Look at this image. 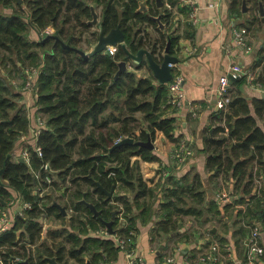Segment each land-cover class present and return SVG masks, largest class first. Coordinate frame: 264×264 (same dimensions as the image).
I'll use <instances>...</instances> for the list:
<instances>
[{"label":"trees","instance_id":"trees-1","mask_svg":"<svg viewBox=\"0 0 264 264\" xmlns=\"http://www.w3.org/2000/svg\"><path fill=\"white\" fill-rule=\"evenodd\" d=\"M253 1L260 12L259 0ZM169 2L175 6L177 0ZM142 3L147 11L142 10ZM242 4L243 0H232V11L241 15ZM91 6L102 9L101 24L106 33L123 29L132 53L147 48L160 61L169 42L172 55L180 51L183 33L178 25L174 27V13L166 10L163 14L157 0H0V171L4 168L0 209L18 197L32 204L24 216L13 208V224L0 233V264H52V257L59 264H69L70 259L79 264L111 262L121 249L112 237L98 232L107 228L105 222L112 220L114 210L113 229L118 235L128 237L130 230L137 232L139 223L157 220V231L168 234L179 230L182 215L200 218L209 200L203 179L194 170L180 178L170 174L154 185L141 169V160L162 163L154 149L137 144L115 147L127 137L147 141L151 136L155 140L158 131L176 144L182 137L175 134V118L168 116L176 107L167 84L136 70L149 67L148 62L116 78L119 63L129 62L122 46L113 55L102 52L85 58L62 44L79 47L82 41L97 42L98 35L90 32L88 24ZM153 16H161V21ZM260 19L255 16L251 24L260 23ZM161 25L166 28L154 39L149 28ZM185 25L184 35L192 38L194 29L189 22ZM33 30L36 38L31 36ZM28 64L40 68L34 110L47 122L39 137L43 158L30 148L31 165L15 158L21 149L20 138L29 133L31 113L22 103L21 92L8 82L13 71L24 77ZM7 70L10 74L4 73ZM253 70L254 83L264 89V46ZM233 85L235 90H231L226 107L214 112L213 123L204 132L201 152L212 172L211 184L233 183L237 203L246 208H239L237 214L234 205L224 209L242 219L249 233L248 226L254 221L264 225V188L254 193L256 178L264 180V97L249 99L245 95L246 78L235 80ZM47 162L58 172V180L50 186L63 190L58 198H66L64 202L49 193L44 197L36 193V173ZM102 187L108 191L116 187L113 200L106 199ZM128 193L133 197H126ZM209 201L210 209L220 215L218 203ZM55 202L72 210L70 226L48 231V238L39 243L46 218L66 224L67 217ZM87 203L94 204L101 215L95 216ZM122 214L124 228L119 227ZM226 243L223 238V246ZM88 255L92 256L90 262L86 261Z\"/></svg>","mask_w":264,"mask_h":264},{"label":"crops","instance_id":"crops-1","mask_svg":"<svg viewBox=\"0 0 264 264\" xmlns=\"http://www.w3.org/2000/svg\"><path fill=\"white\" fill-rule=\"evenodd\" d=\"M163 1L165 2L163 14H165L166 10H171L168 7L170 2L169 0ZM197 2L201 8L200 23L197 26H193L189 22L190 10L188 7L177 6L174 7V11L171 10L174 13V18L181 23L180 32L183 33L178 46L180 51L177 56L180 60L176 65V69L185 77L186 105L182 109L171 108L168 112L169 117L175 118L176 136H180L182 140L190 143L193 148V155L186 164L179 167L173 158L176 143L171 141L164 133L158 131L154 140V150L162 158L161 164L165 166V171L168 172L157 168L158 162L141 160V167L145 179H148L146 178L149 177L148 175L157 173L156 179L153 178L152 180L150 178L154 183L159 179H165L170 174L180 178L188 171L194 170L203 179L207 198L217 202L216 192L211 188L210 177L212 172L207 169V157L201 152L204 148V132L212 125L214 112L218 111L216 89L220 77L229 70L234 62L242 64L246 70L255 73L253 69L258 60V53L264 46V20L261 12L256 10L253 0H247L248 12L243 10L242 4L241 15H237L232 11V0H197ZM255 16L261 17L260 23L251 24ZM187 21L194 29L192 38L184 35L185 22ZM245 26L249 27L248 44L251 51L247 52L241 48H234L232 55H229L225 50V46L233 43V29ZM31 36L36 38L38 35L33 30ZM258 70L256 69V71ZM233 90H235V85L232 87V92ZM22 95L23 102L30 106L28 108L29 112L39 114L34 110L35 97L30 93H22ZM245 95L249 99L261 98L263 91L248 85L245 88ZM194 108L196 109V115L192 113ZM30 126H36V120L31 119ZM29 133H31V130H29ZM19 152L20 150H17L16 154ZM236 195L238 194L236 193ZM56 198L59 199L58 195ZM209 200L202 209L204 214L200 218L192 215H182L178 231L168 234L157 231L156 222L158 220L138 224L136 248L137 252L146 258L147 264H167L169 257H174L178 264H193L201 253L209 251L215 243L221 245V249L220 259L214 264H247L246 243L249 233L246 223L236 217L234 213L231 215L229 211L222 210L219 205L221 214H215L210 209ZM234 209L237 214L239 209L236 207ZM71 214L68 212L67 216L64 215L67 217L66 224H54L49 231L67 229L70 226ZM248 227L250 228V226ZM105 229L98 232V235L103 236L102 232ZM47 238L48 236L44 240ZM223 238L227 241L225 246L222 244ZM48 242L50 245L52 244L51 240ZM230 245L234 248V256L232 257L229 256L227 250ZM91 258V255L86 256V261L90 262ZM74 262L79 264L75 259L69 260V264ZM100 264H128V259L125 252L120 251L116 260L107 263L101 261Z\"/></svg>","mask_w":264,"mask_h":264},{"label":"built area","instance_id":"built-area-1","mask_svg":"<svg viewBox=\"0 0 264 264\" xmlns=\"http://www.w3.org/2000/svg\"><path fill=\"white\" fill-rule=\"evenodd\" d=\"M188 7L190 10L189 22L193 26H197L200 22V6L197 0H177L175 6L168 5V7L174 11V7ZM249 29L247 27H236L233 29V43L227 44L225 50L229 55H232L234 48H241L247 52L251 51V47L248 44ZM113 53H114V49ZM177 64H171L173 67V79L167 84L171 102L173 106L177 109H182L186 105L185 101V91H184V75L176 69ZM25 79L23 90L27 93H30L35 100L38 97V92L35 90L36 81L39 79L40 68L35 66L26 67L24 69ZM246 78L248 85L261 90L264 92L263 87L260 83H254L256 79V73L253 71H248L244 66L238 62H234L229 70L220 77L218 87L216 89V98L218 110H221L226 107L229 102V96L233 87V82L238 79ZM21 88V89H22ZM19 92L22 91L20 90ZM26 105L24 102H22ZM29 108V105H26ZM39 113V112H38ZM193 115H196V109L192 110ZM30 118L36 120V126L31 127V133L24 134L21 139V149L18 154H15V158H24L27 165H31V151L30 148H33L40 158H43V150L39 145V137L46 127V118L39 114H31ZM121 140H119L120 142ZM193 155V149L191 150V145L186 140H181L179 144L175 145L173 151V158L176 160L177 165L180 167L185 164L188 159ZM36 179L39 180V186L37 187L36 193L40 192L41 196H44L46 193L47 187L53 183V181L58 180V172L55 171L50 163H44L41 167V170L36 173ZM48 184V185H46ZM233 186V183H231ZM264 188V180L260 177H257L255 180L254 193L260 192L259 190ZM238 195L234 190H229L228 188H222L217 192L216 198L217 203L222 210L226 205H234L237 209L246 208V205H240L237 203ZM249 201V199H247ZM13 208L20 216H24V211L26 209H31L32 204L30 202H22L21 199L12 200L8 207L5 209H0V233L7 231L14 222L15 216L13 215ZM122 219V218H121ZM121 222V220H120ZM126 223L121 222L120 227H126ZM44 230V227H43ZM102 234L112 237L117 241L121 251L125 252L128 259V264H147L146 258L143 255L137 252V232L135 229L130 230L128 237L121 236L118 234L111 235L108 228H106ZM264 225L261 221H254L250 225V232L247 237V255L246 263L247 264H264ZM220 249L221 245L215 243L211 246V249L207 252L201 253L197 260L193 264H214L220 259ZM228 254L230 257L234 256V248L230 245L227 248ZM20 260V258H17ZM2 264V263H1ZM167 264H178L174 257H169L167 259Z\"/></svg>","mask_w":264,"mask_h":264},{"label":"water","instance_id":"water-1","mask_svg":"<svg viewBox=\"0 0 264 264\" xmlns=\"http://www.w3.org/2000/svg\"><path fill=\"white\" fill-rule=\"evenodd\" d=\"M18 1L20 3H22L23 0H18ZM157 6H158V8H163L165 6V2L163 0H157ZM259 6H260L261 15L263 16V20H264V3L262 0H259ZM141 7H142L143 11L148 10L147 6L144 3L141 4ZM91 9H92V14H93V19L89 22V24L96 25L99 23V17L100 16H99L98 12L96 11L95 6H91ZM243 10L245 12L249 11V8L247 6V0H243ZM153 19L160 22L161 16H157V17L153 16ZM162 27H163V25H162ZM100 29H101V31H100L99 40L94 45L93 49L90 52H85L81 49H75V51L79 52L83 57L89 58V57H93L96 54L102 53V52L107 54V55H113L114 53H113L112 49H117L119 46H122L124 48L125 52L127 53L129 60H132V62L134 64L140 65L143 62H148L149 67L152 70L153 75L159 81L160 84L166 85L173 79V67L171 66V64H177L179 62L180 58L178 56L172 55L170 53L171 42H169L168 47L166 48V50L163 54V58L160 61H157L154 57L153 52L147 48H142L137 53H132L127 47L126 35H125V32L123 31V29L121 27H117L115 29H112L110 32L106 33L105 30L103 29L102 24H101ZM53 36L57 39V41H60V38L57 35H53ZM62 44L65 47H69V45H66L65 43H63V41H62ZM119 67H120V69L116 74V78H118L120 76V74L125 72V71H134L133 69H131L129 67L128 61L120 62ZM263 97H264V92H263ZM212 131L213 130H211V132ZM124 144H137V145H141V146H148L152 150L155 149V145H154V142H153V139L151 138V136L149 137V139L147 141H143L141 138L136 140L135 138L127 137V138L122 139L119 143H117L115 147L120 146V145H124ZM10 158H11V155H9L8 159H10ZM19 161L26 163L24 158H19ZM3 172H4V168L0 171V182L2 181L1 178H2ZM102 189L104 191H107V189L104 187H102ZM116 191H117V189H116V187H114L110 192V197H112ZM126 197H127V195H126ZM54 204L58 209L61 210V213L63 215L67 216L68 211H67L66 206H63L57 202H55ZM87 205L94 212L95 216L98 217L101 215L102 211L98 210L94 204L87 203ZM116 217H117V210H114L112 220L105 222V225L107 226L109 233L111 235L116 234V231L113 229ZM50 261L52 262V264H59L56 257L50 258ZM25 263L28 264L27 261Z\"/></svg>","mask_w":264,"mask_h":264},{"label":"rangeland","instance_id":"rangeland-1","mask_svg":"<svg viewBox=\"0 0 264 264\" xmlns=\"http://www.w3.org/2000/svg\"><path fill=\"white\" fill-rule=\"evenodd\" d=\"M150 8V7H149ZM96 11L98 12V14L102 17V9L101 8H96ZM175 19V18H174ZM188 22V21H187ZM173 24H174V27H177V25L179 26V28H180V25H181V23H179V21L177 20V19H175L174 21H173ZM183 24V23H182ZM165 25H163V27H164ZM162 27V25L161 26H159V27H157V26H155V27H151V28H149V32H150V34H151V36H153L154 37V39L155 38H158V37H160V31H163V30H165V28L166 27H164L163 28ZM174 29V28H173ZM93 31H98V27L96 26V27H94V28H92V30H90V32H93ZM89 36V35H88ZM95 44V42L91 45V44H88L87 42H85V41H82L81 43H80V47H82L85 51H90L94 46ZM117 51V49H114V52H116ZM30 66H34V65H31V64H28V66L27 67H30ZM35 67L36 68H39L37 65H35ZM129 67L131 68V69H133V70H135L136 69V64H134L132 61H129ZM136 70H139L138 71V74L139 75H150V74H153L152 73V70L148 67V66H146V67H144V68H141V69H136ZM4 73L5 74H10L9 73V71L7 70V71H4ZM12 75H8V82H9V84H10V86L16 91V92H19L20 90L22 91V93H27L25 90H23V85H24V79H25V72H23V75H24V77H20V75H19V73H17L16 71H13L12 73H11ZM23 87V88H22ZM22 88V89H21ZM35 90L38 92V81H36V84H35ZM38 98V97H37ZM22 102H23V95H22ZM36 102H37V99L35 100V104H36ZM25 107L27 108V106L25 105ZM28 109V108H27ZM28 111H29V109H28ZM153 142H154V140H153ZM19 143H21V139L19 140ZM193 148H192V146H191V150H192ZM175 160V159H174ZM175 162H176V160H175ZM159 164L157 165V168H159L161 171L162 170H164L165 171V166L164 165H162L161 164V162H158ZM176 164H177V162H176ZM186 164V163H185ZM184 165V164H183ZM169 168V167H168ZM141 169H142V167H141ZM149 169V168H148ZM169 170V169H168ZM163 171V172H164ZM142 172H144L143 170H142ZM162 172V173H163ZM165 172H168V171H165ZM144 174V173H143ZM144 176H145V174H144ZM149 177H146V178H148L147 180H149V181H152L153 180V178L154 179H156L157 178V173L155 172V173H153V175H148ZM150 176H152V177H150ZM150 178H152V180H150ZM160 180V179H159ZM159 180L158 181H156L155 183H153L154 185L155 184H158V182H159ZM152 184V185H153ZM211 188H212V190H214L215 192H216V195H217V192L220 190V189H222V188H228L229 190H234V187L230 184V183H228V182H221L220 184H212L211 185ZM208 190H210V191H212L211 189H209L208 188ZM235 192V191H234ZM47 193H49V194H52L54 197L53 198H55L57 195L58 196H60V194L62 195L63 194V190L62 191H60V190H58V188H56V187H53L52 185L51 186H48L47 187V190H46V193H44V196H45V194H47ZM125 194V193H124ZM43 196V197H44ZM127 197H130V198H132L133 197V194L132 193H128L127 194ZM207 197H208V195H207ZM60 201H62V202H64V201H66V200H63V199H60ZM68 212L69 213H72L71 212V210H68ZM121 218L122 219H120L121 220V222H124L125 221V218L123 217V214H122V216H121ZM121 222H120V224H119V227H120V225H121ZM54 224L56 225V224H58L59 225V222L58 221H56V220H54V219H49V218H46L44 221H43V225H44V232H43V238H42V240L39 242V243H42V242H44L45 240V238L48 236V231L54 226ZM73 264H75V262L73 263Z\"/></svg>","mask_w":264,"mask_h":264},{"label":"flooded vegetation","instance_id":"flooded-vegetation-1","mask_svg":"<svg viewBox=\"0 0 264 264\" xmlns=\"http://www.w3.org/2000/svg\"><path fill=\"white\" fill-rule=\"evenodd\" d=\"M91 10H92V9H91ZM99 16H100V15H99ZM92 19H93V14H92ZM92 19H91V20H92ZM91 20H90V21H91ZM101 20H102V17L100 16V17H99V23L96 24V25H91V24H89L90 21L88 22V24L91 25L92 28H94V27H96V26L98 27V31H93L95 34L98 35V36H97L98 40H99V37H100V31H101V29H100ZM98 40H97V42H98ZM97 42H96V43H97ZM96 43H95V44H96ZM65 44H66V43H65ZM95 44H94V45H95ZM66 45H69V44H66ZM94 45H93V46H94ZM120 47H121V46H119V47L117 48V50H118ZM66 48H68V49H74V50H75V49H81V50L85 51L82 47H80V44H79V47H75V46L73 47V46H70V45H69V47H66ZM92 49H93V48H92ZM92 49H91V50H92ZM91 50H90V51H91ZM90 51H85V52H90ZM76 52H77V51H76ZM77 53H79V52H77ZM114 53H115V52H114ZM79 54H80V53H79ZM80 55H81V54H80ZM129 61H132V60H129ZM105 192L107 193V198H106V199H107V200H110V199L113 200V199H114V196L116 195V192H117V191L114 193V195H113L112 197H110V192H111V191H108V190H107V191H105Z\"/></svg>","mask_w":264,"mask_h":264}]
</instances>
